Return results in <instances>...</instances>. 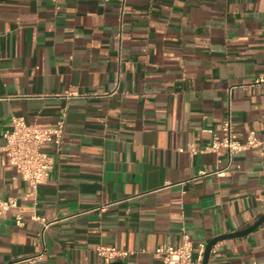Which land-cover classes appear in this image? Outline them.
I'll return each mask as SVG.
<instances>
[{"label":"crops","instance_id":"1","mask_svg":"<svg viewBox=\"0 0 264 264\" xmlns=\"http://www.w3.org/2000/svg\"><path fill=\"white\" fill-rule=\"evenodd\" d=\"M264 0H0V264H164L158 245L200 244L264 213V157L226 174L202 149L229 109L239 140H264ZM68 92L79 95L68 96ZM74 94V93H73ZM65 118L36 199L3 163V131ZM104 205H107L104 209ZM20 213L23 223L17 224ZM264 261V222L217 242L208 264Z\"/></svg>","mask_w":264,"mask_h":264},{"label":"built area","instance_id":"2","mask_svg":"<svg viewBox=\"0 0 264 264\" xmlns=\"http://www.w3.org/2000/svg\"><path fill=\"white\" fill-rule=\"evenodd\" d=\"M253 84L261 85L264 88V75L256 78ZM73 93L68 92L67 95H79L76 92ZM65 133V118H60L50 124H39L28 123L24 116L17 115L11 116L10 122L3 131L5 140L3 163L9 164L20 172L22 178L28 182L31 188L30 195L33 199H36L40 184L47 181L55 160V156L48 152L45 146L52 144L55 152L59 154ZM247 148L258 149L259 154L264 157V140L259 138L254 130L248 133L245 140L238 139L229 109L223 119L221 131L215 134L212 141L202 150L216 153L219 164L223 162L222 152L225 150L226 161L214 172L226 174L230 170L234 154ZM106 206L104 205L102 208L104 209ZM16 207H18V203L15 199L0 197V216ZM16 222L19 225L23 223L20 213L16 215ZM96 252L105 264L128 254L126 250L103 244L96 247ZM204 252L205 244H200L198 255L193 258L192 239L188 233H183L182 242L179 245H158L153 255L164 264H203ZM252 264H264V261Z\"/></svg>","mask_w":264,"mask_h":264},{"label":"water","instance_id":"3","mask_svg":"<svg viewBox=\"0 0 264 264\" xmlns=\"http://www.w3.org/2000/svg\"><path fill=\"white\" fill-rule=\"evenodd\" d=\"M263 222H264V213L254 223H252L251 225L247 226L244 229L234 231V232L219 234V235L213 237L205 246L203 264H208L211 249L217 242L222 241V240L227 239V238H234V237L246 235V234L252 232L253 230H255L257 227H259ZM109 264H124V262H122L120 260H115Z\"/></svg>","mask_w":264,"mask_h":264}]
</instances>
